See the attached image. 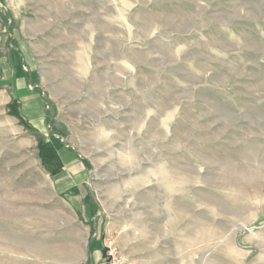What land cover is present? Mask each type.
Segmentation results:
<instances>
[{"label": "rangeland", "instance_id": "obj_1", "mask_svg": "<svg viewBox=\"0 0 264 264\" xmlns=\"http://www.w3.org/2000/svg\"><path fill=\"white\" fill-rule=\"evenodd\" d=\"M0 264H264V0H0Z\"/></svg>", "mask_w": 264, "mask_h": 264}, {"label": "trees", "instance_id": "obj_2", "mask_svg": "<svg viewBox=\"0 0 264 264\" xmlns=\"http://www.w3.org/2000/svg\"><path fill=\"white\" fill-rule=\"evenodd\" d=\"M39 151H40V156L42 161L48 163L51 159H56V153L55 150L53 149V147L49 144H47L46 142L44 143H39ZM61 171V163H59L58 161V166L57 168L53 169L51 171V174L54 175L57 172Z\"/></svg>", "mask_w": 264, "mask_h": 264}, {"label": "crops", "instance_id": "obj_3", "mask_svg": "<svg viewBox=\"0 0 264 264\" xmlns=\"http://www.w3.org/2000/svg\"><path fill=\"white\" fill-rule=\"evenodd\" d=\"M64 159H65V162L68 163L67 167H69V166H70V161H69V159H68V158H65V157H64ZM94 252H100V253H102V251H101L100 248H96V249L94 250Z\"/></svg>", "mask_w": 264, "mask_h": 264}, {"label": "bare ground", "instance_id": "obj_4", "mask_svg": "<svg viewBox=\"0 0 264 264\" xmlns=\"http://www.w3.org/2000/svg\"><path fill=\"white\" fill-rule=\"evenodd\" d=\"M67 165H68V163H67ZM47 249V248H46ZM47 251V250H46Z\"/></svg>", "mask_w": 264, "mask_h": 264}]
</instances>
